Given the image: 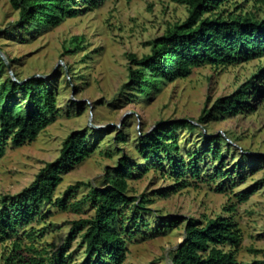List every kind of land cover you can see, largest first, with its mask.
I'll use <instances>...</instances> for the list:
<instances>
[{
    "label": "rangeland",
    "instance_id": "rangeland-1",
    "mask_svg": "<svg viewBox=\"0 0 264 264\" xmlns=\"http://www.w3.org/2000/svg\"><path fill=\"white\" fill-rule=\"evenodd\" d=\"M226 8L264 16L253 0H236ZM187 17V6L178 0H99L98 5L66 17L58 25L24 28L17 24L19 11L10 0H0V48L8 64L0 80L15 73L21 79L41 77L53 88L57 107L55 120L35 139L20 146L8 141L0 158V198L29 186L47 162L58 158L71 132L88 128L91 152L62 170L54 199L80 181L96 188L106 186L108 169L118 167L129 156L134 171L128 179V195L137 198L136 204L143 195L150 202L145 209L136 210L133 204L123 209L125 229L132 236L122 264H173L189 221L203 224L220 215L233 217L240 230L238 261H263L264 94L250 100L253 110L208 119L205 124L196 120L205 108L234 94L262 71L264 57L196 67L185 78L161 82L149 96L135 90L129 79L128 54L142 57L150 53L149 40ZM75 38L82 49L67 52V48H75ZM255 81L264 89V75ZM181 120H193L197 125L193 130L180 125L175 132L185 163L198 160L199 177L177 179L171 176L167 162L160 166L158 160L145 159L140 152L142 134ZM119 133L125 135L123 141L117 139ZM218 134L231 145L223 139L211 147L203 144L205 137ZM213 150H219L220 156L215 157ZM243 153L249 158L244 159ZM183 181L187 183L180 187ZM89 190L80 187L69 196L66 208L49 204L45 217L31 223L37 230L34 243L38 248L50 255L65 248L71 264L82 262L85 245L80 233L69 243L67 239L74 220L94 215L91 202L83 203ZM244 194L248 197L241 200ZM77 202L79 206L73 208L71 204ZM170 222L172 226H168ZM23 243L30 240L24 238ZM11 249L10 241L0 242V264Z\"/></svg>",
    "mask_w": 264,
    "mask_h": 264
},
{
    "label": "trees",
    "instance_id": "trees-1",
    "mask_svg": "<svg viewBox=\"0 0 264 264\" xmlns=\"http://www.w3.org/2000/svg\"><path fill=\"white\" fill-rule=\"evenodd\" d=\"M178 1L187 6L188 17L169 27L162 36L149 40L147 44L150 46V53L142 57L135 53L128 54L129 79L133 88L141 95L149 96L151 91L159 89L163 81L171 82L187 77L196 67L227 66L264 57V16L253 11L228 10L226 6L236 0ZM79 2L83 3L81 8L78 7ZM98 2L99 0H10L12 8L19 11L17 24L24 28L28 25H58L66 17H75L98 5ZM253 2L264 12V0ZM74 42L75 48H67V52L82 49L78 38ZM7 66V61L0 53V79ZM261 75H264V69L234 94L218 99L212 108H205L196 120L197 123L205 124L208 119L216 120L253 110L254 105L250 100L260 93L264 94L262 86H258L255 81ZM56 114V96L45 79L36 76L21 79L15 73V76L9 75L0 80V158L4 155L9 140L13 146H20L35 139L55 120ZM180 125L191 130L197 126L193 120H181L169 124L168 128L144 133L139 137L140 152L145 159L158 160L160 166L167 162L171 167V176L177 179L186 175L199 177L200 169L196 166L198 160L188 164L180 156L175 132ZM88 134V128L71 132L63 141L58 158L47 162L29 186L17 194H7L0 198V242L10 241L12 245V249L3 256L1 264H71L72 257L65 248L50 255L45 249L35 245L37 230L31 223L45 217L44 211L49 204L66 208L69 196L82 186L90 187L83 203L91 202L95 209L94 215L72 222L67 243L80 233L81 242L85 245V257L80 264L124 262L128 252V239L132 234L126 232L123 209L132 204L136 210L145 209V205L150 202L143 195L136 204L137 198L128 195V179L134 171V164L129 156H124L118 167L108 169L106 186L96 188L91 183L80 181L70 185L63 197L54 199L55 189L62 181V170L89 156L91 148ZM124 138L122 133L117 136L120 141ZM222 139L231 145L222 134L205 137L203 144L211 147ZM209 150L210 148L206 151ZM213 151L215 157L220 156L219 150ZM242 157L249 158L244 153ZM216 173L221 174L219 170ZM186 183L183 181L180 187ZM247 197L248 194H244L241 200ZM71 206L77 208L79 203H72ZM172 225V222L168 224ZM24 238L29 239L30 243L24 244ZM241 240L240 230L233 217L220 215L208 218L203 224L192 219L186 227V238L175 250L172 262L241 264L236 255ZM251 264H264V260Z\"/></svg>",
    "mask_w": 264,
    "mask_h": 264
},
{
    "label": "water",
    "instance_id": "water-1",
    "mask_svg": "<svg viewBox=\"0 0 264 264\" xmlns=\"http://www.w3.org/2000/svg\"><path fill=\"white\" fill-rule=\"evenodd\" d=\"M1 53V52H0ZM2 54V53H1ZM16 79V78H15Z\"/></svg>",
    "mask_w": 264,
    "mask_h": 264
}]
</instances>
